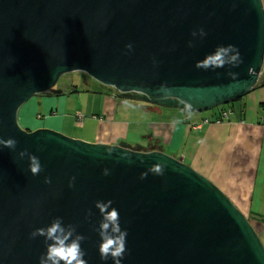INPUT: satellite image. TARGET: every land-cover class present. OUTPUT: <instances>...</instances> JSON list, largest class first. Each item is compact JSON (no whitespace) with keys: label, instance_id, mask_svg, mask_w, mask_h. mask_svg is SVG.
Wrapping results in <instances>:
<instances>
[{"label":"water","instance_id":"1","mask_svg":"<svg viewBox=\"0 0 264 264\" xmlns=\"http://www.w3.org/2000/svg\"><path fill=\"white\" fill-rule=\"evenodd\" d=\"M201 28L207 35L194 38ZM228 45L238 48L239 66L195 67ZM263 65L260 0H0V138L17 141L15 150L0 145V264H39L44 237L31 233L56 217L86 237L88 264H114L99 253L95 203L108 200L128 231L122 264H264V244L249 219L176 156L19 123L32 98L62 95L55 88L70 73L131 101L201 114L246 97ZM25 149L40 159L37 176L19 156ZM156 163L164 175L141 179Z\"/></svg>","mask_w":264,"mask_h":264},{"label":"crops","instance_id":"2","mask_svg":"<svg viewBox=\"0 0 264 264\" xmlns=\"http://www.w3.org/2000/svg\"><path fill=\"white\" fill-rule=\"evenodd\" d=\"M263 80L264 76L253 91L229 107L231 114L227 119H217L216 112L206 116L167 109L148 114L137 109L149 118L132 125H138L140 129L143 124L147 125L143 133L137 134H145L144 140L154 144L156 148L150 150H161L176 156L219 186L250 220L264 244ZM56 97L44 93L33 98V104L22 118L28 127L32 130L52 129L92 143L119 145L126 142L127 129L131 123L128 120L118 123L110 121L112 109H106L110 112L105 114V111L103 119L93 118L99 122L97 131L92 134L85 132L84 135L74 136L65 132L64 129H69L65 127L66 104ZM106 101L110 107L114 106L116 112L115 99L108 96ZM39 109L44 111V115L39 113Z\"/></svg>","mask_w":264,"mask_h":264},{"label":"clouds","instance_id":"3","mask_svg":"<svg viewBox=\"0 0 264 264\" xmlns=\"http://www.w3.org/2000/svg\"><path fill=\"white\" fill-rule=\"evenodd\" d=\"M260 8L264 10V0H260ZM207 35L203 28L199 31H193L192 36L195 38L199 36L203 38ZM194 46L192 42H189V47ZM129 50L132 49V44L126 46ZM241 54L238 48L234 45L218 46L214 53L206 55L203 60L197 61L195 67L202 70H213L217 68H223L226 65L237 67L242 63ZM229 75L236 76L237 73L229 72ZM0 145L5 148L15 150L17 147V141L14 138L7 140L0 138ZM21 159L28 157L29 169L33 176L39 175L44 169L40 162V159L27 151V149L19 153ZM129 161L131 157H128ZM165 166L161 163H156L151 166L147 172L141 173V179H145L148 173L154 175L163 176ZM104 175H109V170L104 169ZM75 177L69 183L70 187L74 186ZM45 183L51 184V179L46 177ZM113 201L108 200L96 201L95 207L99 209L102 219L97 229L99 236L101 237V243L99 245L100 258L103 261L111 259L114 264H122V260L128 252L127 249V229H122L120 223V213L115 207H112ZM111 209V210H109ZM92 216L91 210L88 212V217ZM44 237V243L46 245V253L41 255L39 264H88V261L84 258L86 251L82 247V242L86 237L77 233L76 226L63 223V217H56L52 220L51 224L47 227L37 228L31 233V238ZM50 242V243H49Z\"/></svg>","mask_w":264,"mask_h":264},{"label":"rangeland","instance_id":"4","mask_svg":"<svg viewBox=\"0 0 264 264\" xmlns=\"http://www.w3.org/2000/svg\"><path fill=\"white\" fill-rule=\"evenodd\" d=\"M261 75L264 76V65L262 68ZM57 88L59 90L60 89L63 90L64 92L62 95H57L56 99L57 100L61 99L62 102H65L66 104L65 108L67 111V125H65V127L69 129H64L65 132H69L74 136H79L82 133L84 135L85 132H87L88 134L89 133L92 134L95 131H97V127H98L97 122H99V121L95 122L93 118L97 120L103 119L105 114H108L110 112V110H106V109H112L113 111L109 116L110 121L113 120L115 123H118L119 121L128 120L129 123H131V125L129 124L130 127L127 129L128 133L126 137V142L128 144L136 143L137 145V141L138 142L144 141L145 134H143V136H138L137 132L139 134L143 133L147 125L143 124L142 128L140 129L138 125H132V124L136 123V121L139 120L140 121H145V119L147 120L149 117L146 115V113L143 115V113H141L140 111L135 110L131 106V104H121L122 102H120L118 99L115 98L116 96L115 94L111 95V94L100 93L99 89L101 88V84H99L97 81H95L88 75L84 73L67 74L59 80L57 84ZM108 91L109 93H111L110 90ZM114 92L117 94L116 91ZM108 96L113 100L115 99L117 104L116 112L114 110V106L110 107V105H107L106 100ZM32 104H33V98L21 108L19 113V123L23 129L35 131L36 129L32 130V128L28 127L27 123H25L24 120L22 119L25 117V114H27L28 109L29 107H31ZM220 108L221 107L215 108L212 111H207L205 113H201L200 115L209 116L212 114V112H216L219 115ZM38 111L39 113L44 115L43 110L39 109ZM79 118H82L81 122L83 125L77 122V120L79 121ZM166 120L167 119H165V121ZM205 121L206 119L203 122ZM89 138L92 139L93 137H89ZM140 146H143L145 148L149 147L148 145L146 146L140 145Z\"/></svg>","mask_w":264,"mask_h":264},{"label":"flooded vegetation","instance_id":"5","mask_svg":"<svg viewBox=\"0 0 264 264\" xmlns=\"http://www.w3.org/2000/svg\"><path fill=\"white\" fill-rule=\"evenodd\" d=\"M263 74V73H262ZM262 79V75L260 76V80ZM55 89H58L57 87L55 88ZM105 89V88H104ZM61 90V89H60ZM108 90H110V92H111V95L112 94H115L116 96H115V98L116 99H118L120 102H122L121 104H131V106L134 108V109H139V110H143V111H145L146 113H148V114H150V113H152V114H154V113H160V112H163V111H165V110H167V109H162V108H160V107H158V106H156V105H153V104H150V103H146V102H144V101H131V100H129V99H125V98H123L118 92H117V94L114 92L115 90H113V89H111V88H109ZM47 94H49V95H54V94H52L51 92H47ZM136 145V144H135ZM137 145H144V146H146V145H148L149 146V148L150 149H155L156 147L154 146V144H148V142L147 141H142V142H139V144H137Z\"/></svg>","mask_w":264,"mask_h":264},{"label":"trees","instance_id":"6","mask_svg":"<svg viewBox=\"0 0 264 264\" xmlns=\"http://www.w3.org/2000/svg\"><path fill=\"white\" fill-rule=\"evenodd\" d=\"M261 83H262V85H264V80L261 81ZM104 88H105V89H104ZM108 89H109V88H106V87L101 86V88L99 89V92H100V93H104V94H111V93H109ZM231 105H232V104H230V105H226V106H222V107L220 108V111H219L220 114L218 115V118H217V119H220V118L222 117V113H223V112L231 111V109L229 108ZM249 221H250V220H249Z\"/></svg>","mask_w":264,"mask_h":264},{"label":"built area","instance_id":"7","mask_svg":"<svg viewBox=\"0 0 264 264\" xmlns=\"http://www.w3.org/2000/svg\"><path fill=\"white\" fill-rule=\"evenodd\" d=\"M231 114V111H226L222 113V119H227L229 115ZM82 118H79V121L77 120L78 123H81ZM220 120V119H219ZM208 122V120H207Z\"/></svg>","mask_w":264,"mask_h":264}]
</instances>
